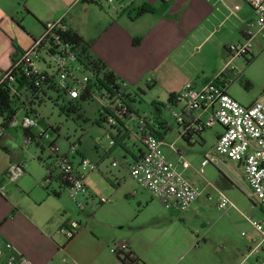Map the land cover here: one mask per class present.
Listing matches in <instances>:
<instances>
[{
  "label": "crops",
  "instance_id": "0c3cea01",
  "mask_svg": "<svg viewBox=\"0 0 264 264\" xmlns=\"http://www.w3.org/2000/svg\"><path fill=\"white\" fill-rule=\"evenodd\" d=\"M92 1L96 4L91 3ZM240 1L242 0H0V77L20 52L42 35L43 25L61 20L67 28L89 42L90 54L101 60L126 84L132 95L129 100L132 108L136 109V101L142 96L155 91L159 98L157 100L164 101L163 108L168 110L169 96L177 95L185 83L193 82L194 87L201 88L212 82L230 61L225 39L222 40L217 35L224 29L231 36L236 29L241 39L239 41H242L243 26L246 27L247 23L253 21L254 16L251 17V8L244 3L250 8L248 10ZM223 8L228 16L220 19L224 14ZM73 9L81 11L80 14L77 12L71 15ZM140 10L143 13L137 15ZM208 45H211L210 49L207 48ZM211 58H215L216 64L213 69L206 71L205 66ZM237 58L239 57L232 58L233 66V61ZM236 71L237 78H243L242 73L240 76V72ZM226 92L234 99L230 84ZM175 108L178 109L179 106L176 105ZM143 114L148 116L155 135L163 139L170 154L178 159L169 146L180 144V141L186 144L180 136L179 127L166 117ZM206 116L204 112L200 118L204 120ZM101 128L107 133L106 127ZM210 129H213L214 145L221 128L213 126ZM22 132L24 138L25 132ZM204 132L193 136L190 146H203ZM110 133L115 136L114 131ZM173 133L174 136L169 139ZM0 137L2 146L11 147L9 154L4 151V157L7 158L0 159V246L4 242L10 243L11 254L22 255L31 264H130L125 256L121 255L117 259L108 250L110 245L125 243L128 247L127 255L130 254L133 261L148 264L149 256L156 254L158 250L152 244L161 243L159 239L170 240L166 231L177 223L172 212H150L145 204L140 214L138 212L136 216L130 217L115 202L103 210L102 206L94 208L89 200L82 199L83 205L79 210L83 211L81 216L85 217L83 225L79 220L77 234L67 241L59 230L67 221L75 220L65 215L66 207H63L59 199L61 191L55 197L46 191L33 195L31 191L18 189L19 198L15 197L14 190L10 189L12 182L5 178V174L10 165L23 167L22 161L16 157L20 150L16 147L17 135L8 129ZM116 142L113 147L108 145L104 154L108 156L118 152L122 164L127 167L143 152V148L133 138H122L119 135L116 136ZM2 148L6 150L5 147ZM176 149L183 151L182 148ZM94 150L97 151V148ZM174 164H177V169L183 175L191 168L189 163V167L183 169L178 160ZM121 171V186L133 181L125 168ZM24 174L22 170V174L16 179L19 185L23 182ZM86 176L85 185L90 195L96 197V188L92 187ZM186 179L195 184L188 177ZM130 190L131 188L125 191V196H137V204L147 202L151 197L149 192L144 197L143 193ZM22 197L27 199L23 200ZM199 199L200 197L190 205L193 212L199 209L195 204ZM57 215H60V222L56 224L54 216ZM139 219L141 227L147 224L153 228L143 230L139 226ZM122 228L123 232L119 235H110L112 231ZM56 230L65 238V245L60 243ZM154 233L156 236L152 237ZM65 253L71 255V263L61 259V254Z\"/></svg>",
  "mask_w": 264,
  "mask_h": 264
},
{
  "label": "built area",
  "instance_id": "2783aa9c",
  "mask_svg": "<svg viewBox=\"0 0 264 264\" xmlns=\"http://www.w3.org/2000/svg\"><path fill=\"white\" fill-rule=\"evenodd\" d=\"M242 1L251 8L254 20L247 23L240 43L227 46L230 61L212 82L201 88L194 87L193 82L185 83L167 107L181 137L191 130L200 134L215 125L221 128L212 151L203 156L197 174L202 175L204 168L214 163V157H224L243 168L249 198L264 204V91L260 100L249 105L238 103L226 92L227 86L238 77L232 58L249 56L254 36L252 29L257 28L258 32L264 29V0ZM66 28L61 20L45 24L42 35L21 51L1 75L0 84H6L10 95L17 100L18 114L22 117L17 119V115L6 122L0 118V136L10 128L28 130L36 127L40 118L38 109L45 101L60 108H81L82 104L95 103L98 106V124L107 128L110 147L116 145V136L119 135L133 138L142 145L141 156L130 165L129 177L158 200L164 210L186 211L210 184L199 188L190 183L177 169V164L164 157L161 150L163 139L153 132L148 116L130 106L132 95L126 84L121 81L117 88L107 84L101 72L81 53L79 46L59 38L57 33ZM204 112L208 113L206 120L200 118ZM111 131H114V137ZM43 134L41 130L39 136L43 137ZM23 141L26 145L31 144L28 137ZM51 144L49 152L54 157L53 167L46 172L47 179L43 185L55 183L58 188L67 190L68 198L79 209L83 205L82 199L89 200L94 208L109 203L108 199L90 195L84 180L87 174L97 171V164L84 156L75 163L77 142H67V150L63 153L59 152L54 140ZM171 149L178 156V164L183 169L188 168L189 164L182 159L183 151ZM112 166L116 164L112 163ZM21 174L22 166L10 165L5 178L15 181ZM206 198L212 200L209 194ZM215 205L219 210L227 209L220 200H216ZM261 213L260 221L252 223L261 241L257 250L260 255L254 264H264V212ZM79 228L78 222L67 221L59 231L69 240ZM109 251L119 259L127 254L128 247L121 243L112 245ZM11 252L12 245L4 242L0 246V264H31L26 257Z\"/></svg>",
  "mask_w": 264,
  "mask_h": 264
},
{
  "label": "rangeland",
  "instance_id": "374dc122",
  "mask_svg": "<svg viewBox=\"0 0 264 264\" xmlns=\"http://www.w3.org/2000/svg\"><path fill=\"white\" fill-rule=\"evenodd\" d=\"M240 2L245 8L250 10L244 2ZM77 10L73 9L70 14H76ZM223 10L222 13L224 14L220 19L228 16L224 8ZM250 11L252 17L253 12L252 10ZM229 25L230 22L228 23V28L230 27ZM243 28L245 29L244 26ZM252 32L254 36L250 43V55L253 59L249 63H246V60L241 57L233 61L236 70L240 72V76L242 73L244 80L243 78L232 80L230 91L234 100L242 105H249L260 100L263 93L262 89L264 88V29L258 32L257 28H253ZM217 36H221L222 40L225 39L227 46L230 44L237 45L241 42L239 41L241 39L238 37L236 29H234V33L231 36L224 29ZM210 47L211 45H208L207 48L210 49ZM250 55L246 59L249 60L251 58ZM215 64V58H211L205 66L206 71L213 69ZM245 83L248 85H245ZM156 94L154 91L152 94L142 96L140 100L136 101V109L140 113L152 114L161 118L166 117L173 123L174 117L170 114V110L163 108L164 101L157 100L159 98ZM81 109L84 111L87 122L83 121V119H77L75 114L67 115L61 112L60 107L55 106L50 101H45L38 109L40 118L37 119V126L31 129V133L35 137L39 136L41 130L45 131L43 137L38 139V146L35 143L26 146L23 141L22 130L19 128L9 129L13 130L17 135L16 147H19L20 150H18L16 157L18 156L22 161V170L25 173L23 182L20 185L17 180L9 181L12 182L10 189L14 190L15 197L19 198L18 189L24 192L27 190L31 191L33 195L45 191L41 185L46 177L45 165L53 164L54 161V157L49 152V146L53 140L60 153L67 150V142L74 143L78 141L76 149L78 153L74 154L73 159L77 162L80 157L84 156L97 164V171L89 173L86 177H88V181L91 182L92 187L96 188V197L109 200V203L102 205L103 210L111 206L113 202L123 211H126L130 217L136 216L138 212L140 214L145 204L149 207L148 211L150 212L159 213L164 210L160 202L152 197L147 202L137 204V196L134 198L125 196V191H128L130 188V192L132 190L137 191V193L141 192L144 197L149 193L133 181H129L124 186H121L123 183V178L121 177L123 172L121 170L125 168L129 172L130 166L127 167V165L122 164L121 158L117 155L118 152L105 156L104 151L108 148V136L105 130L98 125V106L95 103L82 104ZM206 115L207 119L208 113ZM21 117L22 115L19 113L17 119ZM57 128L58 131L55 132ZM212 131L213 129H207L204 132L205 144L203 146H187L181 141L180 144L169 146L170 150L171 147L174 150H177L176 148L183 149L182 159L191 165V168L185 172L184 177H188L199 188L210 184L205 192L212 197V200L208 201L205 193L200 196L198 203H195L199 206L200 210L197 209L193 212L191 207H189L184 212L167 211L172 212L177 223L166 231L167 237H170V240L163 241L159 239L161 243L157 244L156 242L152 244L158 250L156 254L149 256L150 260L148 264H253L255 258L260 255L257 250L261 247V241L259 235L254 231L252 223L258 222L262 218L261 212H264V204H259L249 198L250 192L243 168L238 167L237 163L224 157H214L216 161L214 160V163L208 164L204 168L202 175H197L196 173L199 169L202 156L212 151L214 142ZM174 134L169 139H172ZM0 146L6 148L5 150L0 147V159L7 158L4 157L6 156L4 151L9 154V148L11 147L8 145L2 146V144ZM95 148H97V151L94 150ZM161 150L164 157L169 161L174 163L178 160L177 157L170 154V151L165 147V143L162 145ZM119 152L121 151L119 150ZM113 162L116 163V167H112ZM226 179L231 183L230 185L226 183ZM119 184L120 187L118 188ZM49 189L58 191V186L53 183L49 186ZM60 191L61 195L59 199L63 207H66L65 215L77 222L80 220V223L83 225L82 221L85 218L81 216L83 211L79 210L71 202L68 198L67 190L61 189ZM25 198L23 200L27 199ZM216 200L224 202L227 209H217L215 205ZM104 215H106L105 212ZM140 216L139 218H141ZM107 218L110 217L108 216ZM140 220L139 226L141 225ZM54 221L56 224L57 222L59 223L60 215L54 216ZM148 227L146 224L141 228L144 230ZM55 228L57 229L58 227L55 226ZM149 228L152 229L153 227ZM122 230L123 228L116 232L112 231L110 235L115 233L119 235V233L123 232ZM56 235L60 243L65 245V238L57 230ZM154 236H156L155 233L152 237ZM155 241L158 240H153V242ZM61 259L67 263H71L72 257L68 253H65L61 254Z\"/></svg>",
  "mask_w": 264,
  "mask_h": 264
},
{
  "label": "trees",
  "instance_id": "16d2710c",
  "mask_svg": "<svg viewBox=\"0 0 264 264\" xmlns=\"http://www.w3.org/2000/svg\"><path fill=\"white\" fill-rule=\"evenodd\" d=\"M91 3H95L96 2H91ZM143 13V11H138L137 15ZM44 27V25H43ZM57 33V32H56ZM59 38L65 42V43H69V44H76L77 46H79L81 48V53L85 56V58L90 62V64L92 66H94L96 68V70H98L99 72H101L103 79L105 80V82L109 85H111L114 88H117L119 85L120 79L117 78L113 72L99 59L93 57L90 52H89V42H86L83 40V38H81L76 32L71 31L69 28H66L65 31L63 32H58L57 33ZM250 59H246V63H249L253 57L250 55ZM19 81V80H16ZM245 85H248L247 83H245ZM137 94V93H135ZM140 96V94H139ZM173 95H170L168 98V102L171 103L173 100ZM140 98V97H139ZM130 103V101H129ZM22 106V104H20V107ZM19 107V103L17 102V100L15 98H13L10 95L9 90L7 89L6 84H0V118L6 122L8 120H10L12 117L17 116L18 115V108ZM61 112L66 113L67 115L69 114H75L77 119H83V121L87 122V119L85 118V114L84 111H82L81 108H74V107H64V108H60ZM184 126V125H183ZM58 131V128L55 130V132ZM25 132V137L30 138V143H35L36 146H38L39 144L38 139H41V136L35 137L32 133H31V129L28 130H24ZM45 133V131H44ZM192 136H198V133L193 132L192 130L186 135V136H182L181 138L183 139L184 142H186V144L188 146H190V139L192 138ZM37 140V141H36ZM78 144V141H77ZM140 144V142H139ZM52 145V144H51ZM140 146L142 147V145L140 144ZM53 167V164H47L45 165V169L46 172L48 170H51ZM47 179V174L46 177L44 178V180L42 181L43 184L45 182V180ZM226 183H228L229 185L231 184L227 179L225 180ZM41 185V187L48 192L50 195L58 197L59 196V191L61 190L60 188H58V191L54 190V189H49V186L51 185ZM71 239L67 240L70 241ZM125 258L127 261H129L131 264H137L136 261H133V259H131L130 254H126Z\"/></svg>",
  "mask_w": 264,
  "mask_h": 264
}]
</instances>
